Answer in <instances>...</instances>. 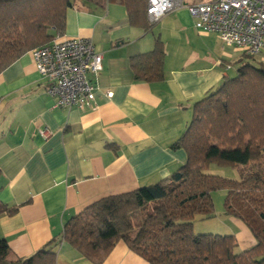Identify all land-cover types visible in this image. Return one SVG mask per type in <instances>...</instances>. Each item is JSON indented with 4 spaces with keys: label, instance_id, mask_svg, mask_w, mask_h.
Returning <instances> with one entry per match:
<instances>
[{
    "label": "crops",
    "instance_id": "crops-1",
    "mask_svg": "<svg viewBox=\"0 0 264 264\" xmlns=\"http://www.w3.org/2000/svg\"><path fill=\"white\" fill-rule=\"evenodd\" d=\"M61 37L88 39L103 56L93 107H54L31 51L0 72V203L18 207L0 214L10 258L29 256L88 204L153 184L184 164L185 151L171 144L193 103L233 76L242 55L195 28L186 7L146 31L128 22L120 3L78 2L66 11ZM156 38L165 50L163 79L134 80L130 57L151 50ZM256 60L264 63V50ZM43 129L51 134L43 137ZM55 264L94 263L64 242ZM101 264L149 263L117 241Z\"/></svg>",
    "mask_w": 264,
    "mask_h": 264
},
{
    "label": "trees",
    "instance_id": "trees-1",
    "mask_svg": "<svg viewBox=\"0 0 264 264\" xmlns=\"http://www.w3.org/2000/svg\"><path fill=\"white\" fill-rule=\"evenodd\" d=\"M148 0H0V72L23 54L63 36L66 11L78 2L104 8L122 4L128 22L150 30ZM163 43L130 57L134 80L163 79ZM242 53L236 72L225 76L192 106V116L171 147L186 162L153 184L104 196L67 219L59 235L27 257L10 258L0 237V264H55L67 243L84 258L101 264L117 241L149 264H264V63ZM210 163L239 167L231 179L208 173ZM225 190L223 212L242 221L255 243L237 251L234 234H195L196 215L213 213L212 193ZM151 211L133 224L144 205ZM17 206L0 203V214Z\"/></svg>",
    "mask_w": 264,
    "mask_h": 264
},
{
    "label": "built area",
    "instance_id": "built-area-1",
    "mask_svg": "<svg viewBox=\"0 0 264 264\" xmlns=\"http://www.w3.org/2000/svg\"><path fill=\"white\" fill-rule=\"evenodd\" d=\"M179 7L188 9L195 28L216 33L225 45L249 56L261 53L264 0H197L191 4L185 0H148L147 18L155 23ZM31 53L54 107L84 109L95 105V79L103 70V56L90 40L60 36ZM41 134L48 137L51 132L43 129Z\"/></svg>",
    "mask_w": 264,
    "mask_h": 264
},
{
    "label": "rangeland",
    "instance_id": "rangeland-1",
    "mask_svg": "<svg viewBox=\"0 0 264 264\" xmlns=\"http://www.w3.org/2000/svg\"><path fill=\"white\" fill-rule=\"evenodd\" d=\"M235 48V47H234ZM233 49V48H232ZM231 50V49H230ZM264 50V47L263 49ZM258 58V55L255 59ZM233 63V62H232ZM237 62L233 63V66L237 67ZM231 75L235 73L234 67L229 71ZM239 167L233 168L228 165H217L210 163L207 167V172L216 174L222 177L237 179L239 177ZM225 196V190H217L212 193L213 199V213L209 218H201L200 215H196L193 221V231L195 234L203 233H218V234H234L237 239L238 246L237 251L248 248L254 242V237L247 226L239 219L225 215L223 212V201ZM151 202L144 205L137 213L132 216L134 225H137L140 219L148 212L151 211Z\"/></svg>",
    "mask_w": 264,
    "mask_h": 264
}]
</instances>
